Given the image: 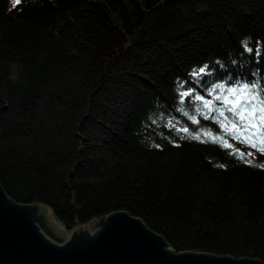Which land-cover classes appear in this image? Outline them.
I'll return each instance as SVG.
<instances>
[{"label": "trees", "instance_id": "16d2710c", "mask_svg": "<svg viewBox=\"0 0 264 264\" xmlns=\"http://www.w3.org/2000/svg\"><path fill=\"white\" fill-rule=\"evenodd\" d=\"M8 7L0 0L6 196L48 206L68 231L125 211L176 253L264 263V155L219 115L231 119L229 89L264 99V0Z\"/></svg>", "mask_w": 264, "mask_h": 264}, {"label": "water", "instance_id": "95a60500", "mask_svg": "<svg viewBox=\"0 0 264 264\" xmlns=\"http://www.w3.org/2000/svg\"><path fill=\"white\" fill-rule=\"evenodd\" d=\"M31 205L15 203L0 185V264H264L204 252H174L139 218L116 211L101 230L73 234L70 244L46 235Z\"/></svg>", "mask_w": 264, "mask_h": 264}, {"label": "snow or ice", "instance_id": "6c2138e0", "mask_svg": "<svg viewBox=\"0 0 264 264\" xmlns=\"http://www.w3.org/2000/svg\"><path fill=\"white\" fill-rule=\"evenodd\" d=\"M19 2L20 0H15V3ZM228 91L229 95L224 98L223 103L228 106L227 111L232 116L229 119L224 111H220L219 115L224 119L222 126L227 129L233 139L249 145L264 155V99L260 97L255 86L250 88L248 85H243ZM225 147H231V145L225 143ZM239 155L244 158L245 154L239 153ZM247 155L251 156V153ZM260 166L264 167V165Z\"/></svg>", "mask_w": 264, "mask_h": 264}, {"label": "rangeland", "instance_id": "374dc122", "mask_svg": "<svg viewBox=\"0 0 264 264\" xmlns=\"http://www.w3.org/2000/svg\"><path fill=\"white\" fill-rule=\"evenodd\" d=\"M17 4L18 3H15V0H9L8 10L14 9ZM30 207L34 208L36 217L43 227L44 231L46 232V235L49 238L53 239L52 241H54L55 243L70 244L75 231L81 235L101 230L98 220L100 218H95L84 225L77 226L74 229L68 231L60 224L57 219H55L51 209L48 206L44 204H34Z\"/></svg>", "mask_w": 264, "mask_h": 264}, {"label": "bare ground", "instance_id": "6f19581e", "mask_svg": "<svg viewBox=\"0 0 264 264\" xmlns=\"http://www.w3.org/2000/svg\"><path fill=\"white\" fill-rule=\"evenodd\" d=\"M203 102V101H202ZM205 109V108H204ZM201 112H203V111H201ZM82 230V229H81Z\"/></svg>", "mask_w": 264, "mask_h": 264}]
</instances>
